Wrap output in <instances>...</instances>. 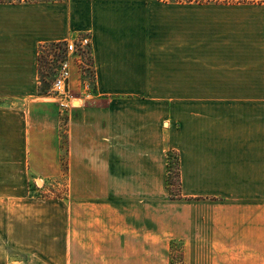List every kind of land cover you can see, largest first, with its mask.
<instances>
[{"label": "crops", "instance_id": "1", "mask_svg": "<svg viewBox=\"0 0 264 264\" xmlns=\"http://www.w3.org/2000/svg\"><path fill=\"white\" fill-rule=\"evenodd\" d=\"M83 35L94 92L68 108L71 264H171L175 242L182 264H264V0H0V95H37L39 47ZM37 99L5 107L4 127L56 174L58 116Z\"/></svg>", "mask_w": 264, "mask_h": 264}, {"label": "rangeland", "instance_id": "2", "mask_svg": "<svg viewBox=\"0 0 264 264\" xmlns=\"http://www.w3.org/2000/svg\"><path fill=\"white\" fill-rule=\"evenodd\" d=\"M63 48L64 44L58 49L54 43L41 47L37 95L29 99L20 95H0V264H71L66 123L68 108L77 105L75 101L70 104L72 96L87 92L85 97L89 98L88 95L94 92V84L91 52L87 49L79 67L74 65L78 75L76 80L68 81L66 91L57 90L52 85ZM73 60L76 62V57ZM74 89L78 93L75 94ZM35 97L38 98L35 101L46 103L48 109L44 110L45 116L52 110L58 116L59 168L56 174L44 173L35 167L34 160L26 154V142L14 140L9 128L4 127L5 107L26 108ZM20 110L10 111L16 114ZM40 111L34 112L43 113ZM177 159L176 150H167V185L173 197L178 192ZM54 200L56 204H52ZM172 249V261L179 264L180 243L175 242Z\"/></svg>", "mask_w": 264, "mask_h": 264}, {"label": "built area", "instance_id": "3", "mask_svg": "<svg viewBox=\"0 0 264 264\" xmlns=\"http://www.w3.org/2000/svg\"><path fill=\"white\" fill-rule=\"evenodd\" d=\"M62 44H64V53L58 61L52 85L57 90L65 92L74 65L79 67L78 64L82 61L87 49H90V40L89 36L83 35ZM57 47L59 49L61 45H57ZM73 57H76V62ZM77 71L79 70L77 69Z\"/></svg>", "mask_w": 264, "mask_h": 264}, {"label": "trees", "instance_id": "4", "mask_svg": "<svg viewBox=\"0 0 264 264\" xmlns=\"http://www.w3.org/2000/svg\"><path fill=\"white\" fill-rule=\"evenodd\" d=\"M64 42L65 41H62V42H52V43H54L57 46V45H62V43H64ZM45 45L46 44L41 45L39 47V51H41V47H43ZM38 68H39V52H38ZM93 84H94V82H93ZM175 164H176V166H175V168H176V176H177V179H178V176H179V174H178V159L176 160ZM167 181H168V179H167ZM177 189H178V192L175 194L176 197L179 196V183L177 185ZM170 258H171V264H174L173 261H172L173 260L172 253H171V257ZM179 264H182V253H181V258H180Z\"/></svg>", "mask_w": 264, "mask_h": 264}]
</instances>
